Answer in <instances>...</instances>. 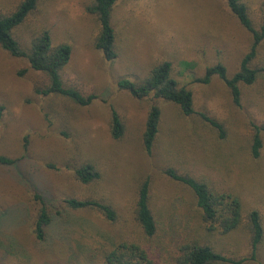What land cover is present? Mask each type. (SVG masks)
Wrapping results in <instances>:
<instances>
[{
  "label": "rangeland",
  "instance_id": "1",
  "mask_svg": "<svg viewBox=\"0 0 264 264\" xmlns=\"http://www.w3.org/2000/svg\"><path fill=\"white\" fill-rule=\"evenodd\" d=\"M21 1L0 0V13L14 10ZM243 2L259 27L264 0ZM87 5L88 0H44L17 36L27 41L46 28L54 45L69 44L72 53L61 78L65 86L93 95L89 106L38 94L46 78L0 48V155L16 161L0 164V264H99V250L116 239V225L91 211H72L64 200L96 192L125 210L144 180L150 184L149 204L156 219L166 218L170 210L180 216L181 208L189 214L184 222L194 226V237L202 235L191 194L166 177L170 168L236 196L243 217L259 212L263 240L254 260L244 224L209 240L233 262L264 264V131L259 156L253 158L250 149L255 127H264V72L252 86L241 87L238 105L218 78L208 85L196 82L218 63L232 76L249 50L250 34L224 0H119L112 10L118 55L106 61L93 47L99 26ZM164 61L170 62L172 77L192 92L195 112L221 124L224 139L198 115L185 117L171 103L152 97L138 101L118 89L120 79L142 80ZM254 62L264 66V42ZM153 104L161 110V124L147 154L141 135ZM111 110L124 125L119 140L110 135ZM81 163L95 165L100 181L79 183L72 168ZM35 195L48 202L49 213L60 221L46 230L43 241L34 234ZM124 210L119 212L125 215ZM162 261L155 259V264Z\"/></svg>",
  "mask_w": 264,
  "mask_h": 264
},
{
  "label": "trees",
  "instance_id": "2",
  "mask_svg": "<svg viewBox=\"0 0 264 264\" xmlns=\"http://www.w3.org/2000/svg\"><path fill=\"white\" fill-rule=\"evenodd\" d=\"M43 1L22 0L14 10L6 14L0 13V48L13 58L25 60L32 71L46 78L47 84L42 89L36 90L38 94L62 97L79 107L89 106L95 97L85 96L77 89L65 86L61 78V71L68 64L72 53L69 44L54 45L46 28L39 29L27 41L18 39L17 30L25 24ZM118 1L88 0L86 7V11L96 18L99 26L98 33L92 41L93 47L106 61H113L118 55L116 34L112 24V10ZM224 2L238 23L250 34L251 45L240 60L238 70L232 76L227 74L223 64L218 63L207 67L203 77L196 82L208 85L214 77L218 78L228 89L233 102L238 105L241 99V87L252 86L261 72H264V66L258 67L254 62L264 42V10L261 25L256 27L243 0H224ZM171 72L170 62L164 61L152 67L142 80L120 79L117 87L135 100L152 97L154 100L175 105L185 117L198 115L203 123L218 132L220 139H224L225 132L221 124L208 115L195 112L192 92L184 85H180L172 77ZM161 114L160 108L154 104L147 112L141 135V144L147 154L151 153L156 144ZM2 115L3 107L0 106V119ZM109 130L114 140H119L124 134L123 122L114 110H111ZM260 131H264V127H255L250 148L253 158L259 156L263 147ZM15 163V160L0 155L1 165L11 166ZM72 171L74 178L84 186L100 181L99 170L91 163L76 165ZM165 175L170 180L183 185L191 194L192 207L198 215L202 235L194 237V229H192L194 226L189 228L184 222L189 214L181 213V208L177 211L180 216L170 210L166 218L156 219L149 204L148 180L140 182L133 202L125 210L122 207L118 208L109 197L96 192L94 196L84 199L72 197L64 200L65 206L72 211H91L116 225V239L110 240L106 248L99 250V264H155V259L162 261L164 258L169 259L166 262L162 261L164 264H242L245 262L244 259L233 262L222 253L216 252L209 240L215 235L231 234L242 224L250 237L251 259H255L263 240V225L258 211L253 210L243 217L240 201L233 194L219 192L205 181L179 174L171 168L165 171ZM35 200L38 214L35 219L34 234L38 241H43L46 230L60 221L55 217L56 214L53 216L49 213L50 207L47 201L39 195H35ZM121 210H124L125 215L119 212Z\"/></svg>",
  "mask_w": 264,
  "mask_h": 264
}]
</instances>
